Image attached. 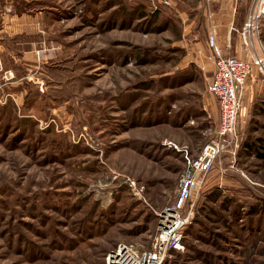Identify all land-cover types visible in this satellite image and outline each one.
<instances>
[{
	"label": "rangeland",
	"instance_id": "374dc122",
	"mask_svg": "<svg viewBox=\"0 0 264 264\" xmlns=\"http://www.w3.org/2000/svg\"><path fill=\"white\" fill-rule=\"evenodd\" d=\"M242 1L248 14L257 0ZM211 8L207 0H0V264H106L120 245L152 249L186 152L195 158L216 138ZM258 31L257 53L264 18ZM233 140L198 178L161 264H264L256 69Z\"/></svg>",
	"mask_w": 264,
	"mask_h": 264
},
{
	"label": "built area",
	"instance_id": "2783aa9c",
	"mask_svg": "<svg viewBox=\"0 0 264 264\" xmlns=\"http://www.w3.org/2000/svg\"><path fill=\"white\" fill-rule=\"evenodd\" d=\"M264 18V0H257L249 10L241 29L244 48L249 49L247 60L233 55H223L215 43L213 29H209L207 44L214 52L213 79L208 85L218 106L219 124L216 138L203 146L199 155L190 158L185 154L184 171L182 172L172 208L165 214L158 238L150 250H135L132 246L120 245L107 257L106 264H161L162 252L166 244L175 238L178 230L186 222L181 218V211L191 198V192L198 184V178L205 176L213 169L217 156L234 140L235 126L241 110V98L245 83L254 70L264 74V51L257 53L250 48L258 40V24ZM39 55V52H37ZM1 73V63H0ZM176 149L171 142L166 143Z\"/></svg>",
	"mask_w": 264,
	"mask_h": 264
},
{
	"label": "crops",
	"instance_id": "0c3cea01",
	"mask_svg": "<svg viewBox=\"0 0 264 264\" xmlns=\"http://www.w3.org/2000/svg\"><path fill=\"white\" fill-rule=\"evenodd\" d=\"M209 1L211 2L212 11L209 10L208 12L212 15L206 20V27L207 30L213 29L216 46L223 55H233L247 60L242 51L244 45L239 32L247 16V7L242 5V0H207V2ZM2 45H4V42ZM29 50L23 52L25 53L24 57H29L30 54L26 53ZM0 51L3 52L1 46ZM1 54L2 59H5L3 53ZM19 57L23 59L22 54Z\"/></svg>",
	"mask_w": 264,
	"mask_h": 264
},
{
	"label": "trees",
	"instance_id": "16d2710c",
	"mask_svg": "<svg viewBox=\"0 0 264 264\" xmlns=\"http://www.w3.org/2000/svg\"><path fill=\"white\" fill-rule=\"evenodd\" d=\"M248 147H251L250 145L248 146ZM264 148V147H263ZM257 154V156L260 158V159H264V152H262V153H256Z\"/></svg>",
	"mask_w": 264,
	"mask_h": 264
}]
</instances>
